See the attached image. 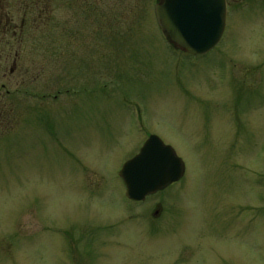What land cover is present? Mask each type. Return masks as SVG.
<instances>
[{
  "label": "rangeland",
  "instance_id": "374dc122",
  "mask_svg": "<svg viewBox=\"0 0 264 264\" xmlns=\"http://www.w3.org/2000/svg\"><path fill=\"white\" fill-rule=\"evenodd\" d=\"M41 1L0 0V264H264V0L200 58L160 0ZM151 135L185 176L134 204Z\"/></svg>",
  "mask_w": 264,
  "mask_h": 264
},
{
  "label": "water",
  "instance_id": "95a60500",
  "mask_svg": "<svg viewBox=\"0 0 264 264\" xmlns=\"http://www.w3.org/2000/svg\"><path fill=\"white\" fill-rule=\"evenodd\" d=\"M155 16L169 44L184 53L204 56L221 42L227 25L226 0H161ZM185 164L171 146L153 135L120 171L126 197L143 202L182 180Z\"/></svg>",
  "mask_w": 264,
  "mask_h": 264
},
{
  "label": "trees",
  "instance_id": "16d2710c",
  "mask_svg": "<svg viewBox=\"0 0 264 264\" xmlns=\"http://www.w3.org/2000/svg\"><path fill=\"white\" fill-rule=\"evenodd\" d=\"M32 2H30V3H26L25 2V4H28V9H29V12L32 14L33 12H37V11H39V8H41L42 6L41 5H43V6H45V5H47L46 3H42L43 1H41V0H31ZM49 5V4H48ZM39 7V8H38ZM38 8V9H37Z\"/></svg>",
  "mask_w": 264,
  "mask_h": 264
},
{
  "label": "flooded vegetation",
  "instance_id": "af4514ba",
  "mask_svg": "<svg viewBox=\"0 0 264 264\" xmlns=\"http://www.w3.org/2000/svg\"><path fill=\"white\" fill-rule=\"evenodd\" d=\"M233 1H238V0H233ZM228 2H229V0H227V4H228ZM228 5H229V4H228ZM228 8H229V7H228ZM12 72H13V71H12ZM163 193H165V190L156 193L155 195H153V196L147 198V199H146L145 201H143V202H140V203L132 202V203H134V204H146L151 198H153V197H155V196H157V195H159V194H163ZM130 202H131V201H130ZM160 215H161V207H158V210H156V212L154 213L153 217H154V218H157V217H159Z\"/></svg>",
  "mask_w": 264,
  "mask_h": 264
}]
</instances>
